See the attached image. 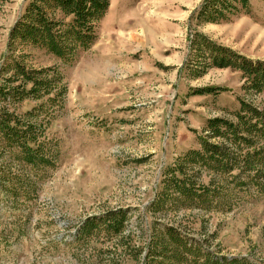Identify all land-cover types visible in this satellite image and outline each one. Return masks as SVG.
I'll list each match as a JSON object with an SVG mask.
<instances>
[{
	"label": "rangeland",
	"instance_id": "obj_1",
	"mask_svg": "<svg viewBox=\"0 0 264 264\" xmlns=\"http://www.w3.org/2000/svg\"><path fill=\"white\" fill-rule=\"evenodd\" d=\"M204 1L109 0L93 44L62 59L12 36L30 0H0V87L15 62L52 80L40 98L0 99L36 137L29 152L0 147V264H264L263 137L254 170L186 165L195 187L214 179L205 200L165 188L166 168L200 147L209 118L235 120L239 98L264 108V91L242 89L241 71L193 72L208 57L191 45L199 33L264 60V0L234 2L239 12L218 22L196 19ZM119 209L121 232L106 230L98 218Z\"/></svg>",
	"mask_w": 264,
	"mask_h": 264
},
{
	"label": "trees",
	"instance_id": "obj_2",
	"mask_svg": "<svg viewBox=\"0 0 264 264\" xmlns=\"http://www.w3.org/2000/svg\"><path fill=\"white\" fill-rule=\"evenodd\" d=\"M234 2L239 3L243 10L248 7V0H205L196 10V19L218 22L224 19V13L239 12ZM108 6L109 0H30L19 21L12 28V36L22 42L39 45L48 52L66 59L74 53L75 47L86 49L93 44L96 38L95 23L105 15ZM67 18L69 20H66ZM191 45L201 56L204 57L205 53L208 57L207 62H201V71L193 72L201 74L207 66H231L241 71L245 78L242 89L264 91V60L240 56L228 47L216 45L199 33L194 35ZM13 69V76L0 87V99H7L11 95L12 99L19 103L27 98H40L39 89H48L51 85L52 80L47 79L45 69H28L20 62H15ZM14 80L19 84L14 86ZM214 89L216 88H200L193 93H211ZM238 101L240 107L234 113L235 120L219 116L209 118L204 129L208 133L200 136V147L188 150L172 166L166 168L165 174L169 175V178L165 188L174 189L177 193L175 199L184 196L186 199L200 202L205 200V196L211 191L210 185L214 179L210 178L207 185L199 183L198 187H195L186 174L188 164L204 165L213 171L238 168L254 170L257 167L259 158L256 156L260 152L256 147L255 135L264 138V108L259 109L241 98ZM31 114L32 112L28 111L24 116ZM30 127V123L22 122L14 112L0 109V147L3 144L21 145L28 152L33 150L29 142L34 143L36 137ZM211 138H216L217 141H212ZM220 139L222 141H219ZM224 140L230 141L234 148L230 149ZM30 155L28 154L29 161H34ZM106 214L98 218L104 222L105 229L115 233L121 232L125 211L109 210ZM93 221L87 219L85 225L89 226ZM170 231L168 229L167 233L172 241H181ZM165 247L167 248V242L164 239L154 242V249H161L158 256L162 258L167 257ZM149 251L151 250H148L147 256L150 255ZM159 264L167 263L161 261Z\"/></svg>",
	"mask_w": 264,
	"mask_h": 264
}]
</instances>
